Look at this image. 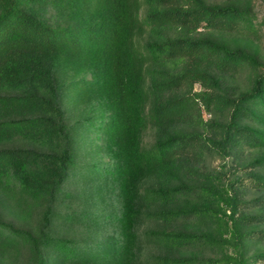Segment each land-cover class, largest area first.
<instances>
[{"label": "trees", "instance_id": "1", "mask_svg": "<svg viewBox=\"0 0 264 264\" xmlns=\"http://www.w3.org/2000/svg\"><path fill=\"white\" fill-rule=\"evenodd\" d=\"M258 23L253 0H0V193L27 216L43 206L36 229L0 217V249L46 264L55 219L98 215L62 207L81 196L65 188L79 172L95 186L83 198L116 215L108 264L264 256L248 253L264 242V192L242 185L247 174L264 191ZM88 145L105 158L81 169Z\"/></svg>", "mask_w": 264, "mask_h": 264}, {"label": "rangeland", "instance_id": "2", "mask_svg": "<svg viewBox=\"0 0 264 264\" xmlns=\"http://www.w3.org/2000/svg\"><path fill=\"white\" fill-rule=\"evenodd\" d=\"M253 7L258 15V29L257 32H252L247 36L255 39L260 44L262 55H264V0H253ZM200 30L209 31L210 27L206 29L200 27ZM211 30L223 32L225 34L227 27L226 25L219 27L216 26ZM240 73L241 72H239V75ZM242 73L245 74L243 71ZM239 75L237 76L236 81L244 80V77ZM200 88L201 84L196 82L195 90H199ZM76 115V111L72 109L70 111L69 121L73 122ZM203 115L205 120L210 118V114L205 110H203ZM144 139L152 140V133L150 130L145 131ZM245 152V159L252 155L248 148L245 149ZM78 155L81 169H83L82 167H85V165H93L95 161L105 158L101 157L102 152L94 151L90 145L83 147ZM226 160L230 162L231 158L228 157ZM221 162H223V160L220 158L213 160V164L215 165ZM226 168H230V166L227 165ZM83 177L84 176L79 174V172L71 174L69 181L65 183V188L76 192L81 196H74L69 203L64 200L62 207L65 208L71 204L78 213H84L88 210L96 211L103 206L102 211L98 215L97 213H92L93 218L84 217L80 221L73 218H67L68 220H66L65 216L59 217L58 220L55 219L50 228V234L55 239L56 243L52 246L45 244L42 251L46 264H108L109 260L118 250L115 251L117 247L116 244L119 243L118 232H116L115 226L113 225L114 222H117L116 215L112 208L111 211H109L108 208L102 205L103 203L100 198L96 202L91 197H86V199L83 198L84 193L89 191L90 193H93L95 191V186L86 182ZM242 178L244 194L247 199L256 197L258 194L264 192L259 186H257L252 176L243 174ZM254 203L255 202L251 200V206L248 208L250 211L252 209L254 210ZM42 209L43 206L35 207L33 214L31 213L30 216H27L25 212L20 211L13 198L0 193V217H3L6 220H13L17 225H26L30 229H36L38 227ZM111 238H114V240L112 243L108 244V241ZM248 245V253L250 255L264 250L263 241H250ZM152 250V246H145L143 254L146 256ZM205 251L207 253L212 252L210 250ZM30 254V249L22 244H18L17 248L10 247L6 250L0 249V264H29L31 262ZM141 264L147 263L142 259ZM251 264H264V256H260L257 260L252 261Z\"/></svg>", "mask_w": 264, "mask_h": 264}]
</instances>
